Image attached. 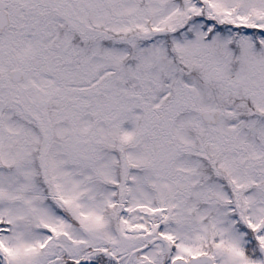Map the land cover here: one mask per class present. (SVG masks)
<instances>
[{"label":"snow or ice","instance_id":"6c2138e0","mask_svg":"<svg viewBox=\"0 0 264 264\" xmlns=\"http://www.w3.org/2000/svg\"><path fill=\"white\" fill-rule=\"evenodd\" d=\"M0 264H264V0H0Z\"/></svg>","mask_w":264,"mask_h":264}]
</instances>
